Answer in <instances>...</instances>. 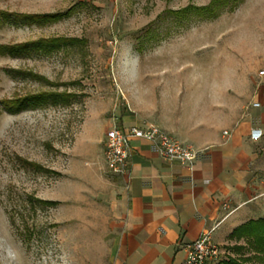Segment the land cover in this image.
<instances>
[{"label": "rangeland", "instance_id": "1", "mask_svg": "<svg viewBox=\"0 0 264 264\" xmlns=\"http://www.w3.org/2000/svg\"><path fill=\"white\" fill-rule=\"evenodd\" d=\"M210 2L0 0V264H111L98 138L132 101L148 118L168 93L178 118L223 128L258 102L264 136V0L196 8ZM44 38L78 41L24 45ZM43 92L72 96L11 103ZM254 194L214 264H264L232 234L264 217V185Z\"/></svg>", "mask_w": 264, "mask_h": 264}, {"label": "crops", "instance_id": "2", "mask_svg": "<svg viewBox=\"0 0 264 264\" xmlns=\"http://www.w3.org/2000/svg\"><path fill=\"white\" fill-rule=\"evenodd\" d=\"M171 97L162 93V113L147 118L132 101L111 122L121 128L156 125L198 150L190 168L163 158L151 142L131 137L128 174L102 177L111 264H183L186 243L207 230L215 242L223 240L253 208L255 190L264 185V136L250 137L251 128H262L254 121L257 107L223 128L178 118L168 108L175 105ZM104 140L105 128L100 145ZM99 161L104 167L103 149Z\"/></svg>", "mask_w": 264, "mask_h": 264}, {"label": "built area", "instance_id": "3", "mask_svg": "<svg viewBox=\"0 0 264 264\" xmlns=\"http://www.w3.org/2000/svg\"><path fill=\"white\" fill-rule=\"evenodd\" d=\"M260 74H264V71ZM252 105L258 107L259 103L254 102ZM224 133L228 134L227 131ZM262 136V128H251L250 137L252 139L257 140ZM131 137L151 142L163 158L171 161H185L190 168L197 158L198 150L159 126L147 124L144 127L121 128L113 125L105 134L103 151L106 169L109 173L116 176L128 174ZM211 232L212 230L204 231L197 239L185 244L186 257L183 264H214L220 259L223 250L220 244L214 241Z\"/></svg>", "mask_w": 264, "mask_h": 264}, {"label": "trees", "instance_id": "4", "mask_svg": "<svg viewBox=\"0 0 264 264\" xmlns=\"http://www.w3.org/2000/svg\"><path fill=\"white\" fill-rule=\"evenodd\" d=\"M220 0H211L210 4L208 5H204V6H199L196 7L199 10L202 11H209L212 12L213 10V6L217 4V2ZM224 1H230V0H224ZM233 2H238L240 0H231ZM190 7H186L183 10H181L182 12H185L189 9ZM57 15L53 14L50 15L48 14V16H43V18L47 17V18H51L54 19ZM30 16H25V18H29ZM39 19V18H38ZM40 21V20H38ZM78 41L76 38H44V39H39L24 45H30L33 48L36 49H45L46 45H51L54 46L56 43H63V44H67V43H71V42H76ZM21 46V45H20ZM3 48H1L0 46V52H4V50L7 48H9L8 46H2ZM23 47V46H21ZM72 96V94H65L63 92H43V93H39V94H34V95H30V96H25L23 97L21 100L18 101H13L11 102L17 109H19V107H24L26 104H34V103H48V102H67V98L66 97H70ZM50 97L52 98V100H50ZM12 105V107H13ZM233 235H236L237 237H252L253 240V248H255L256 250L259 251H264V217L255 219V220H251L249 222H246L245 224L240 225L239 227H237L235 230H233L232 232ZM228 264H243L242 262H237V261H231Z\"/></svg>", "mask_w": 264, "mask_h": 264}]
</instances>
